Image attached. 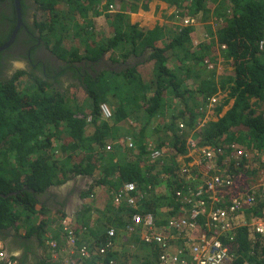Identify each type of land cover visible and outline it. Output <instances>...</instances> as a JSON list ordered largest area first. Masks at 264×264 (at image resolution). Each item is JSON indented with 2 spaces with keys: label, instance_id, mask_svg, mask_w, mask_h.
I'll list each match as a JSON object with an SVG mask.
<instances>
[{
  "label": "trees",
  "instance_id": "obj_1",
  "mask_svg": "<svg viewBox=\"0 0 264 264\" xmlns=\"http://www.w3.org/2000/svg\"><path fill=\"white\" fill-rule=\"evenodd\" d=\"M151 1L107 0L103 10V0H21L23 26L16 42L0 53V241L9 237L6 230L19 218L13 207H20L33 222L36 213L45 210L37 195L75 176L93 179L85 198L96 188L108 192L107 207L99 220L91 224L92 207L72 220L70 229L77 235L84 233L98 243L111 226L126 231L127 224L119 221L124 218L122 211H128L125 206L116 209L114 201L127 184L137 186L143 205L140 213L152 214L158 228H167L169 220L185 215L187 199H194L195 187L202 185V175L199 179L182 172L178 161L189 154V140L196 139L201 148L235 142L264 155V114L256 115L251 104L253 98L264 102V0H159L175 7L182 17L203 12V21L210 16L220 20L216 32L204 26L210 32L198 45L193 38L196 26L173 27L169 22L141 27L139 22L132 23L126 12L148 11ZM3 6L0 47L9 41L17 24L14 0H0ZM107 11L105 18L112 32L102 35L94 28L92 17ZM36 13L44 18L38 20ZM118 49L117 59L105 60L107 53ZM41 51L43 57L38 58ZM43 51L62 64L51 62ZM18 60L27 61V67L11 74V62ZM220 60L233 70H227L217 85L218 74L211 65L221 64ZM148 63L154 64L152 76L143 78L136 69ZM23 77L32 84H26ZM79 86L85 87L83 104L74 92ZM223 92L228 96L214 112L221 114L232 100L233 106L218 121H207L197 133L210 101ZM104 104L112 107L110 122L102 120ZM130 117L134 122L141 117L144 126L136 129L138 133L125 123L119 125ZM161 119L168 123L163 126ZM129 137L133 148L121 144ZM164 149L169 153L152 159L155 151ZM219 159L218 173L236 176L248 172L235 162L226 165ZM13 192L15 195L4 197ZM64 214L61 219L67 217ZM26 227L30 228L27 239L37 232L41 240L45 234V223ZM62 234L59 225V237ZM172 236L177 240L169 242L170 248L185 244L178 231ZM133 239L130 246L120 247L108 258L93 256L95 263L137 264L142 260L141 264H160L157 240L149 244L136 233ZM254 241L257 243L250 241L246 229L239 230L236 241L228 244L237 257L234 264H264V238ZM124 258L128 260L124 262Z\"/></svg>",
  "mask_w": 264,
  "mask_h": 264
},
{
  "label": "built area",
  "instance_id": "obj_2",
  "mask_svg": "<svg viewBox=\"0 0 264 264\" xmlns=\"http://www.w3.org/2000/svg\"><path fill=\"white\" fill-rule=\"evenodd\" d=\"M212 101L217 102L215 99ZM102 113L107 119L112 116L106 105L102 106ZM190 144L192 147L195 146L193 142ZM227 148H206L201 151V163L205 166L206 176L217 164V159L225 155ZM231 148L236 150L238 157L244 155L242 150H237L236 145H232ZM159 156V152L154 154V158ZM224 175H210L205 185L195 192V198L187 199L185 215L169 220L167 228H158L156 217L152 214L132 216L134 225L140 226L144 242L151 244L157 240L161 244L158 258L160 264H234L235 256L231 254L227 242L222 241L223 237L232 243L239 229L246 227L264 238V170L261 172L262 178L258 176L256 182L244 174ZM136 190L135 184L125 185L122 196L116 198V203L120 204L126 199L128 205L136 209L138 199L130 196ZM177 195L182 194L179 192ZM138 198L140 200V194ZM257 208L259 215L255 216L253 213ZM246 215L249 216L245 217ZM134 225L128 226L129 232L135 231ZM172 230L184 236L185 247L184 245L179 247L177 253L169 250V242L177 239L171 236ZM65 232H67V244L64 245V249L69 251L71 257L76 256L79 260L78 263L68 264H87L88 261L94 260L93 256L107 258L115 250V243L111 239L102 247L94 249L87 245H78L76 236L69 227L65 228ZM150 232L153 234L150 235ZM194 233H198V236H194ZM109 236L111 238L115 236L114 230L109 232ZM51 246L57 248L55 242L51 243ZM108 262L115 263L114 260ZM0 264L22 263L10 258L0 244Z\"/></svg>",
  "mask_w": 264,
  "mask_h": 264
},
{
  "label": "clouds",
  "instance_id": "obj_3",
  "mask_svg": "<svg viewBox=\"0 0 264 264\" xmlns=\"http://www.w3.org/2000/svg\"><path fill=\"white\" fill-rule=\"evenodd\" d=\"M227 1V0H226ZM106 2H107V0L106 1H104L103 0V3H102V9L104 10V8H105V5H106ZM152 2V1H151ZM150 2V3H151ZM163 1H161V3H162ZM228 2V1H227ZM150 5V4H149ZM150 7V6H149ZM150 9V8H149ZM214 10V9H213ZM129 11V10H128ZM109 11H107V12H104V15H106V13H108ZM141 12H147V11H142V10H139L137 13H130V12H128L127 14H129L130 16H131V14L132 15H138V13H141ZM177 12V11H176ZM213 12V11H212ZM110 13H114V11L112 10ZM142 14V13H141ZM176 14H179V13H176ZM199 14H204L203 12H201V13H199ZM198 14V15H199ZM104 15H101V16H103V17H105ZM198 15H195V16H192V18L191 17H184V18H181V19H183L182 21H184V22H182V25H179L181 28L182 27H186V26H194V17H196V16H198ZM101 16H96V18H99V17H101ZM0 17H1V15H0ZM204 17V16H203ZM93 18V20H95V18L94 17H92ZM180 18V17H179ZM204 19V18H203ZM162 21H164V19H162L161 20V22ZM217 21H219V19H217ZM95 22V21H94ZM160 21H157V23L154 25V22L152 23V24H150V26H156L158 23H160V24H164V23H161ZM84 23V22H83ZM165 23H169L168 21L167 22H165ZM141 26V25H140ZM145 26H149V25H145ZM144 26V27H145ZM170 26H174V25H170ZM94 28L95 29H97V26H96V24L94 25ZM148 51H151V49H149ZM106 60V59H105ZM59 65H61L62 64V62L61 61H59ZM27 66V65H26ZM224 93V92H223ZM221 94L222 93H219V95L217 96V97H214V98H212V100L213 99H215L217 102L216 103H213V101L211 100L210 101V104H209V106H208V108H212L213 106H215V104H217L220 100H221ZM228 96V95H227ZM104 105H106V104H104ZM103 106V105H102ZM102 106H101V116H102V120H104V121H110L111 119H112V116H113V114H112V116H111V118H109V119H107V118H105L104 116H103V113H102ZM108 108H109V106L108 105H106ZM231 108V107H230ZM229 108V109H230ZM110 109V108H109ZM228 109V110H229ZM110 111H111V113H112V110L110 109ZM208 115H215V112H209V109H208ZM258 114H259V112H258ZM263 114V113H262ZM225 115V114H224ZM209 118H211V117H209ZM208 118H207V115H206V119L203 121V122H201V124H199V129H200V131L199 132H197V133H201V130L202 129H204L205 128V125L207 124V120ZM126 121H128L127 123L126 122H122V123H125V124H130V125H132L133 123H132V117H130V118H128ZM88 122L89 123H92L93 122V118L91 117V116H89L88 117ZM134 122V121H133ZM160 123L164 126V125H166V121L163 123L162 122V119L160 120ZM144 126V125H143ZM141 128V127H140ZM139 128V129H140ZM153 128V127H152ZM151 128V129H152ZM165 128V127H164ZM181 128H185V126H183V125H181ZM125 140V142L124 143H121L122 145H123V147H126V146H128L129 148L130 147H132L133 148V139L131 138V137H129V138H126V139H124ZM191 142H193L194 144H195V146L194 147H192V145L190 144ZM119 144V143H118ZM197 144H198V141L196 140V139H191V140H189V143H188V148H189V154L186 156V157H180L179 159H181L180 161H179V159H178V161L180 162V164H181V169H182V172H185V170H187V172L186 173H188V174H190V175H194V173H197V177H199V174H201L202 175V185H201V187H203L204 185H205V182H206V180L208 179V177L211 175H215V174H221V175H224L225 173H223V172H221V173H218L219 171H220V167L218 166L219 164V162H218V160L220 161V159H217V164L214 166V168H213V170H211L210 172H209V175L208 176H206L205 175V166H203V163H201V161H202V153H201V151L203 150V149H206V148H215V147H211V146H204V147H197ZM112 145H114V144H112ZM124 145H126V146H124ZM232 145H236L237 146V150H242L243 152H244V155L243 156H241V157H238V155L236 154V150L235 149H233V148H231V146ZM224 147H228L227 149H226V153H225V155L224 156H222V157H220L221 159H223L224 161H225V163H226V165H230L231 163H233V162H235V164H237V165H241L243 168H247V171L248 172H244V173H240V174H244V175H246V176H248L249 178H251V179H254L255 180V182L258 180V176H260L261 178H262V175H261V172L264 170V155L263 154H261V152L260 151H258V150H251V151H247V150H245L240 144H238V143H231V144H225L224 146H222V147H220V148H224ZM167 148H169V147H167ZM109 149H111V146H110V148ZM157 152H159L160 153V156L158 157V158H154V154L155 153H157ZM163 152V153H162ZM258 153L259 155H260V157H256L255 155H254V153ZM167 153H169V149H164V151H155L153 154H152V159L153 160H158V159H160L161 157H162V155H165V154H167ZM190 153L191 154H193L196 158H194V159H192L191 158V155H190ZM197 154H198V156H197ZM253 157H255V158H257V159H260L261 160V163H259V164H256V166L254 167V168H251L250 166V160H251V158H253ZM187 159H191L192 160V162H190V163H187ZM256 162V161H255ZM194 163V164H193ZM223 173V174H222ZM248 173V174H247ZM224 176H231V175H229V174H225ZM83 177H86V176H83ZM257 178V179H256ZM199 179H200V177H199ZM62 185V184H61ZM61 185H59V186H61ZM56 186V185H55ZM125 187V186H124ZM200 187V185L199 186H197V187H195V189H192V190H195V191H197L198 189H200L201 188ZM50 188H52V187H50ZM50 188H49V190H50ZM124 189V188H123ZM49 190H47V192L45 193V194H43V195H37V200H38V202L40 203V205H42V206H45V204L44 203H42V198H43V196L45 197L47 194H48V192H49ZM60 191V190H59ZM73 192H75V190H73V191H68V192H66V195H68V194H72ZM134 193H136V195H133ZM13 195H15V193L13 192V193H11V194H9V195H6V196H4V197H10V196H13ZM36 195V194H35ZM84 196H86V192L82 195V197H83V199H86ZM92 196V194L90 195V197ZM130 196H132V197H134V198H137L138 200H137V203H136V209L135 208H133V207H131V206H129L128 205V203H127V201H126V199H123L122 200V202L120 203V204H117L116 203V201H114V204H115V206L116 207H120V206H125L126 207V210L128 211V213H126L127 215H128V222H127V225H126V231H124V234H127V235H125V237H124V234H121V233H119V231L117 230V229H114V228H109L108 229V232H107V236H106V238L105 239H101L98 243H97V241H95V240H93V238H91V239H87L86 238V236L84 235V233H80L79 235H77V233H75L74 232V234H75V236H76V239H77V242H78V245H87V246H89V247H91V248H100V247H102L103 245H105L107 242H108V240H112L114 243H115V250H114V252H118V249L120 248V247H122V246H124V245H126L125 244V242L124 243H122V241H120V240H123V241H125V239H127V237L126 236H128V237H134V234L136 233V236H140V240L141 241H143V238H142V233H141V230H140V226H137V225H134V223L132 222V220H131V218H132V216L134 215V214H138V215H141V216H143L144 214H146V213H143L142 211H141V213H140V210H141V207L143 206L142 204H141V202H140V200H139V194L137 193V190L135 191V192H133V193H131V195ZM149 196H146L145 195V198L147 199ZM116 200V199H115ZM49 202H50V199H49ZM264 204V203H263ZM47 205V204H46ZM39 211V210H38ZM45 211V210H44ZM44 211L43 212H41V214L42 213H44ZM255 212L253 213L255 216H258L259 215V208H257V209H255L254 210ZM60 215V214H59ZM249 215H246L245 217H248ZM60 219H61V216H60ZM72 218H70V217H65V219L63 220V221H61V223H60V225H62V228H63V234H62V238L61 239H63V241H62V243H61V246H62V252L61 253H65L66 254V258H65V260L62 262V263H59V264H68V263H72V262H75V263H78L79 262V260H78V258L76 257V256H70L69 255V251L68 250H65L64 249V245L65 244H67V235L65 234V228L66 227H69L70 228V224L72 223ZM203 223V222H202ZM129 225H134V227H135V231L134 232H129L128 231V226ZM21 228H26L24 225H21V224H18L17 222L13 225V226H11V227H9L7 230H6V233L8 234V238L7 239H2L1 241H0V244L2 245V248L6 251V253H7V255L10 257V258H12V259H15V260H18V261H20L22 264H27V263H25V262H23L24 261V258H22V257H19V256H16L15 254H13V253H10V251L9 250H7V248H6V245H5V241H8V242H10L11 241V244H16V246H19V247H23L24 245H22L21 246V243H23V244H25V242H26V240H27V238H26V229H25V233L24 234H20L19 233V230L21 229ZM241 229V228H240ZM239 229V230H240ZM242 229H246L247 231H248V233H249V239H250V241H253V243L254 244H256L257 242L256 241H254L256 238H258V240H260L261 239V237L259 236V235H257V234H254L253 232H251L250 231V229H248V228H246V227H242ZM84 231L86 230V229H83ZM111 230H114V232H115V236L114 237H110L109 236V232L111 231ZM174 232V230H172V231H170V233H171V236H172V233ZM13 233H16L17 235L16 236H11V234H13ZM238 234H239V232H238ZM26 235V236H25ZM194 236H198V233H196V234H194ZM238 236V235H237ZM237 236H236V238H235V241H236V239H237ZM175 237V236H174ZM177 239H174L173 240V242H175ZM60 241V240H59ZM222 241L223 242H227V244H230V242H229V240L228 239H225L224 237L222 238ZM47 242V240H45V243ZM53 242H55L56 244H57V248H53L52 246H51V243H53ZM47 244L49 245V247L52 249V251H53V254L56 256V257H58L59 256V242L58 241H56V239H53V240H50V241H48L47 242ZM178 247H180L181 248V245H178ZM183 247H185V246H183ZM230 249V248H229ZM230 252H231V250H230ZM60 253V254H61ZM113 253V252H112ZM112 253H110L109 255H108V257H110V255L112 254ZM231 254H233L234 256H235V260H236V254L234 253V252H231ZM159 255H160V250H159ZM107 257V258H108ZM158 258H159V256H158ZM110 261V260H109ZM87 264H96L95 263V261L94 260H91V261H88L87 262Z\"/></svg>",
  "mask_w": 264,
  "mask_h": 264
},
{
  "label": "crops",
  "instance_id": "obj_4",
  "mask_svg": "<svg viewBox=\"0 0 264 264\" xmlns=\"http://www.w3.org/2000/svg\"><path fill=\"white\" fill-rule=\"evenodd\" d=\"M161 5H164V4L161 3ZM150 8H151V6H150ZM141 13H143V14H141ZM141 13H138L139 18H140V16H144V14H146L147 12H141ZM144 19H146V20H144V24H146V25L150 26V24L153 23L152 19H150V16H148V15H147V17H144ZM137 21L140 23L141 27H143V23H141L139 20H137ZM137 21H135V22H137ZM219 22H220V20H219ZM156 23H157V21L154 22V25ZM220 25H221V22H220ZM173 27H175V26H173ZM161 45H162V47H164L163 43H158L159 47H161ZM133 58L135 60H138V58L136 56H134ZM220 62L224 63L223 60H220ZM150 64H152V63H148L146 65H150ZM141 66H143V65H141ZM141 66H138V67H141ZM22 69H25V67L19 68L17 70H22ZM220 69L222 72L224 71V69L231 70V71L233 70V68L231 66H227V68H225V66H223V64L222 65L220 64ZM139 70H140V68L137 70V72ZM224 93H226V92H224ZM226 96H227V94L224 95V97H226ZM257 101H258V99H255V98L251 99V104L253 105V109H254L256 115H259L262 113L264 114V102H260V101L257 102ZM233 104H234V100H232L230 102V106L228 107V109L230 107H232ZM227 111H224L221 115L224 116V113H226ZM258 112H259V114H258ZM209 119H211V118H209ZM214 120L216 121L217 119H214ZM241 146L245 150L251 151V149H248L247 147H244L243 145H241ZM190 155H191L192 159L196 158L193 154L190 153ZM180 160L181 159H179V161ZM194 175L198 176L197 173H194ZM76 181H78L79 184H78L77 188H73V189H75V192H73L72 194L66 195V191H64V190L59 191L60 186L56 185V186H53L52 188H50L48 194L45 197L43 196L42 203L45 204V206H44L45 211H44V213H42V215H45L49 218H52V225L49 227L45 226V228H44L45 234L41 239L43 241L42 246L40 244L41 240L38 239L39 233L36 232L35 234H33V236L31 238H28L26 240L23 247L16 246V244H11V241L10 242L5 241L6 248H7V250L10 251V253H13L16 256L24 258V262L27 264H38L40 262H44L46 264L47 263L59 264L65 260V258H66L65 253L60 254V257L62 259L59 260V256L56 257L53 254L52 249L47 244V242L50 240L56 239V241L59 242V240L62 238V236L59 237V225H60L61 221L64 220V219H60V216H63L62 213H65L64 215H67V217H70L74 220V218L76 217V215L78 213L84 211V209L87 207H92L93 209H92L91 213L89 214V216H91L90 217L91 218V224H93V222L95 220H99L100 215L102 214L103 211L106 210V207H107V193H108L107 189L99 188L98 192L96 190L97 188L94 189L93 190L94 193L92 194V196L90 198H86V199H89L88 203H87L86 199H83L82 195L85 192L90 191L92 184H93V179L90 177L75 176L71 179H68L61 186L70 188L74 185V183ZM49 199H50V202H49ZM116 209H118V207H116ZM122 215L124 218L121 219V221H119V220L118 221L122 222L124 225H126L128 222V215L125 214L123 211H122ZM118 221H116L114 223L116 224ZM111 227L116 229L113 226H111ZM25 229L27 232L30 231V228H28V227H26ZM25 229L21 228L19 230V233L24 234ZM117 229H118L119 233L124 234L123 228L122 229L117 228ZM16 235H17L16 233L11 234V236H13V237ZM125 235H127V234H124V237H125ZM126 237H127V239H125V241H123L122 243L125 242V244H128L130 246V243L133 242V237H131V236L130 237L126 236ZM45 240H47L46 243H45ZM141 263H142V260H139V262L137 264H141Z\"/></svg>",
  "mask_w": 264,
  "mask_h": 264
},
{
  "label": "rangeland",
  "instance_id": "obj_5",
  "mask_svg": "<svg viewBox=\"0 0 264 264\" xmlns=\"http://www.w3.org/2000/svg\"><path fill=\"white\" fill-rule=\"evenodd\" d=\"M104 1H106V0H104ZM220 3H221V5L223 4L225 6H229L227 2L221 1ZM162 4H164V5H161V1H159V0H153L150 3V5H149V6H151V8L149 7L150 9L147 11L146 14H144V16H140V18H139L138 15H132L131 14L130 18H131L132 23H134L135 21L139 20L141 23H143V27H144L146 25V24H144V20H146V19H144V17H147V15H148V16H150V19H152L153 22H155V21H161L162 19H164V21H162L161 23H165V22L168 21V22H170L174 26L175 25H182V22H184V21H182L183 19H181V18H184V17H182L180 14H176L177 13L176 12V8L175 7H171L168 3L164 2V1L162 2ZM213 9H214V6H213ZM128 12L129 11H127L126 13H128ZM36 14H37V19L38 20H41L42 18H44L43 17L44 14H42V13H36ZM164 16H165V18H164ZM33 19H35V15H32L31 20H33ZM193 19L195 20L194 21V26L197 27L196 32L193 34V38H194V44L196 43L197 45L199 43H201L205 39L206 35L208 34L206 32H208L209 30L207 29V31H206V29L204 28V26L208 25L209 27H211V30H212L211 32H216L218 30L219 26H220V22L217 21V19L215 20V16H213V17L210 16V18L207 19L208 21H205L204 20L205 22L203 21V14H200L199 16H196ZM94 21H95V24L97 26V30H98V33L99 34L102 33V35H103L104 33H111L112 32L111 25L107 22V20H106L105 17L101 16L99 18H95ZM119 50L120 49L114 50L115 51L114 53H107L105 59H107V60L117 59L119 57ZM43 52L49 57V59H50L51 62L54 61V64H57V65L60 64L59 63V60L54 55L52 56L48 51H43ZM117 55H118V57H117ZM11 63H12V68H13L11 74L13 72H15L19 68H23V67L26 68L27 67L26 66L27 65L26 62H24V61H14V62H11ZM222 64L223 63H221V65ZM223 66H225V68H227L228 65L223 64ZM153 67H154V64L145 65V66L143 65L141 67H138L136 69V72L140 68V70L137 73H139L143 78L144 77L145 78H151L152 72H153ZM212 68H215V70H216V72L218 74V77L216 78V83L218 85V84H220L222 82V79L221 78L224 77V73L227 71V69H224V71L222 72L221 69H220V63L219 62H214L213 65H211V69ZM228 71L230 72L231 70H228ZM219 74H220V76H219ZM21 80H23L26 84L27 83L28 84H32V82H30L28 79L26 80L24 77L21 78ZM82 87L83 86H81V87L79 86V87H77L78 90H74V92H77V94L79 95L78 101H79L80 104H83L85 102V99H86V95H85V92H84L85 87H83V88ZM190 87H193V89L195 90L197 88V85H193V86L190 85ZM226 94H227V92L221 94V100L217 104H215V106H213L212 108H208L207 107L209 109V112H214L215 111V108L219 104L222 103V99L227 97V96L224 97V95H226ZM169 101H170V99H169ZM229 106H230V104L228 106L224 107L222 113L224 111H227ZM109 108L112 109V107H109ZM87 112L88 113L90 112V108L89 107L87 108ZM207 112H208V110H207ZM221 114H216L215 113V115H208V113H206L207 118L208 117H211V119L208 118L206 121L216 122V121H218V119L220 117H223V115H221ZM214 119H217V120L215 121ZM165 121H166V123H168L166 119H162V122L163 123ZM108 122H110V121H108ZM144 122H146V120ZM132 123H133L132 125H130V124H126V125L128 127L132 128V129H134L135 130L134 133H138V130H136V129H139L141 126L144 125L143 124V121L141 120V117H139V121L138 122H133L132 121ZM120 124L121 125L122 124L124 125V123H119V125ZM254 155L256 157H260V155L258 153H256V152L254 153ZM197 156H198V154H197ZM259 163H261V160L260 159H257V158L255 159V157H253L250 160V165H251L250 167L251 168H254L256 166V164H259ZM180 166H181V164H180ZM78 184H79V182L76 181L74 183V185L72 187H70V188L60 186L59 187V190H64L66 192L73 191V190H75L73 188H77L78 187ZM96 190L98 192L99 191V188H97ZM86 200H87V203H88L89 199H86ZM13 211H14V213L17 216H19V218L16 221L18 224L27 226L28 224H33V222H35L36 223V226H39L40 223H45V226H48V227L52 225V218H49V217H47L45 215H42L39 212L36 213L35 218H33V222H32L31 221V218H29L28 220L25 218L24 211H22L20 207H18V208L17 207H13ZM178 250H179V247L178 246H173V247L170 248V251L172 253H177ZM133 251H134V249H133ZM128 252H132V250H129L128 249ZM122 255H125V252ZM122 260L125 262L128 259H125L124 258ZM129 261H132V259H130ZM138 262H139V260H138Z\"/></svg>",
  "mask_w": 264,
  "mask_h": 264
},
{
  "label": "water",
  "instance_id": "obj_6",
  "mask_svg": "<svg viewBox=\"0 0 264 264\" xmlns=\"http://www.w3.org/2000/svg\"><path fill=\"white\" fill-rule=\"evenodd\" d=\"M14 2H15V8H16V13H17V24H16V27L9 41L0 47V53L9 49L16 42L20 28L23 26L21 0H14Z\"/></svg>",
  "mask_w": 264,
  "mask_h": 264
},
{
  "label": "flooded vegetation",
  "instance_id": "obj_7",
  "mask_svg": "<svg viewBox=\"0 0 264 264\" xmlns=\"http://www.w3.org/2000/svg\"><path fill=\"white\" fill-rule=\"evenodd\" d=\"M3 7H4V8H1V7H0V15H1L3 12L6 11V7H5V6H3ZM3 28H4V25H3L2 22L0 21V32L3 30ZM40 57H43L42 51L38 53V58H40ZM25 62H26V64H28L27 61H25ZM117 66H120V64H117ZM52 202H53V201H52Z\"/></svg>",
  "mask_w": 264,
  "mask_h": 264
},
{
  "label": "bare ground",
  "instance_id": "obj_8",
  "mask_svg": "<svg viewBox=\"0 0 264 264\" xmlns=\"http://www.w3.org/2000/svg\"><path fill=\"white\" fill-rule=\"evenodd\" d=\"M256 106V105H255ZM256 108V107H255ZM256 159V158H255Z\"/></svg>",
  "mask_w": 264,
  "mask_h": 264
}]
</instances>
